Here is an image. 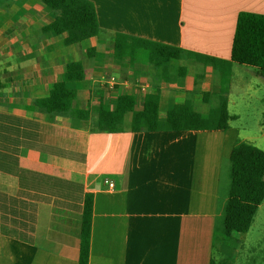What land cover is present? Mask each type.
<instances>
[{
  "label": "crops",
  "instance_id": "crops-1",
  "mask_svg": "<svg viewBox=\"0 0 264 264\" xmlns=\"http://www.w3.org/2000/svg\"><path fill=\"white\" fill-rule=\"evenodd\" d=\"M89 1L100 34L68 45L67 32L44 30L58 11L42 0H0V264H78L87 194L88 264H216L217 231L222 246L245 242L223 236L230 152L260 146L248 142L255 138L246 124L231 123L246 116L241 98L264 105V79L233 65L226 130L131 127L141 125L148 94L158 96L160 120L192 100L190 124H197L207 111L202 95L219 92L222 72L196 55L229 59L238 14L264 15V0ZM118 33L186 50L178 63L185 76L174 70L163 81L143 48L133 56L114 51ZM75 63L82 78L66 80ZM57 82L75 92L70 115L59 121L36 105ZM121 99L132 100L134 111L116 131H92L99 108L112 111Z\"/></svg>",
  "mask_w": 264,
  "mask_h": 264
},
{
  "label": "trees",
  "instance_id": "trees-1",
  "mask_svg": "<svg viewBox=\"0 0 264 264\" xmlns=\"http://www.w3.org/2000/svg\"><path fill=\"white\" fill-rule=\"evenodd\" d=\"M48 7L58 11L55 20L44 30L55 34L67 32L64 43L79 45L80 43L100 34L94 5L89 0H42ZM137 48L148 51V61L161 74L163 81L168 80L174 72L180 78L186 73L185 66L178 63L186 58V50L158 41L139 38L123 33L116 34L113 50L119 53L127 52L133 56ZM88 56L92 51L87 50ZM198 63L210 64L221 69L219 92H206L202 102L207 105V111L198 116L197 124H190L193 113L192 100H186L182 105L169 110L166 118L158 116V96L148 94L145 97L144 108L141 111L142 123L133 126V131L145 129L148 131H182L193 129L226 130L232 119L227 110V94L230 89L232 67L234 64L255 68L264 79V15L248 12L239 13L232 40L229 59H220L208 55L197 54ZM177 64V68L174 66ZM82 78L80 63L73 64L72 71L66 74V80ZM75 92L66 88L64 82L53 85L49 95L38 99L36 105L40 112L61 117L69 116L71 103ZM134 111L132 100L121 99L112 111L99 108L98 115L92 125V131L113 133L121 124L125 113ZM231 181L229 197L225 207L224 232L225 238H231L233 233L243 236L250 228L252 219L259 205L264 200V151L250 144L241 143L230 152ZM93 213V197L87 194L84 200L82 214L81 247L78 264H88L89 243Z\"/></svg>",
  "mask_w": 264,
  "mask_h": 264
},
{
  "label": "rangeland",
  "instance_id": "rangeland-1",
  "mask_svg": "<svg viewBox=\"0 0 264 264\" xmlns=\"http://www.w3.org/2000/svg\"><path fill=\"white\" fill-rule=\"evenodd\" d=\"M237 69H239V73H244L247 70L255 72L256 70L252 67L240 65L237 66ZM256 76L258 75L256 74ZM244 81H246V79ZM238 96L241 98L240 95ZM240 106L243 107L245 111L244 115L246 116L231 124L234 127L238 126V124H246L249 129L244 132L247 136L255 138V141H253L246 137L248 142H258L256 144L261 147L258 148L264 151V138H259V141H257L256 138L259 132L264 130V105L258 103V100L252 99L251 101H242L241 98ZM222 231H217L219 237L215 242L216 245L214 247L216 264H264V200L259 205L257 212L252 219L249 230L244 234L245 242L243 245L233 244L230 246L229 242V246H222V243L224 242V239L221 236Z\"/></svg>",
  "mask_w": 264,
  "mask_h": 264
},
{
  "label": "built area",
  "instance_id": "built-area-1",
  "mask_svg": "<svg viewBox=\"0 0 264 264\" xmlns=\"http://www.w3.org/2000/svg\"><path fill=\"white\" fill-rule=\"evenodd\" d=\"M108 82L111 83V84H113V85H116L117 84V79L115 77L111 76V77H109ZM121 83H122V85H127V80H124ZM141 89L142 90H145L144 87H142ZM109 185L112 186V184H109Z\"/></svg>",
  "mask_w": 264,
  "mask_h": 264
}]
</instances>
